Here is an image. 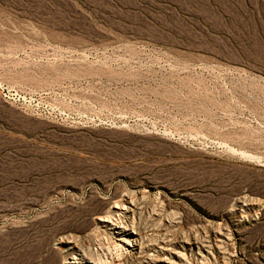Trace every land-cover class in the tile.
<instances>
[{"label": "rangeland", "instance_id": "374dc122", "mask_svg": "<svg viewBox=\"0 0 264 264\" xmlns=\"http://www.w3.org/2000/svg\"><path fill=\"white\" fill-rule=\"evenodd\" d=\"M71 256L264 264V0H0V264Z\"/></svg>", "mask_w": 264, "mask_h": 264}, {"label": "bare ground", "instance_id": "6f19581e", "mask_svg": "<svg viewBox=\"0 0 264 264\" xmlns=\"http://www.w3.org/2000/svg\"><path fill=\"white\" fill-rule=\"evenodd\" d=\"M127 202V201H126ZM116 208V212H120V213H129V212H131L132 211V208H130V207H125V206H123L122 208L120 207V208H118V207H115ZM100 219V221H102L101 220V218H99ZM106 219V218H105ZM104 219V220H105ZM103 220V222H109V221H104ZM112 226V225H111ZM116 228V227H115ZM118 228V227H117ZM127 228V227H126ZM126 228H124L123 227V229L120 231V232H118V234L120 233L121 234V242H122V244L125 246V247H127V250H124V248L122 247V246H120L122 249H123V253L124 254H128L129 256H132V255H135V257H136V254H139L140 255V252H141V244L137 241V239H136V235H134V233L132 232V230L131 231H129L128 229H126ZM63 242V241H62ZM119 246V245H118ZM143 247V246H142ZM129 248V249H128ZM166 248H167V246H165V245H163V244H161V246H158V249H159V253H164V251H167L166 250ZM75 248H74V246L72 247V246H70L69 248H68V250L69 251H73ZM82 255V254H81ZM83 256H84V254H83ZM71 257H73L72 258V260H75V261H72L70 264H85L84 262H82L83 261V259H79L80 261H77L78 259H76L74 256H71ZM84 258V257H83ZM152 258V257H151ZM85 259V258H84ZM149 261H151V259H150V256H149ZM86 262V261H85ZM87 263V262H86ZM103 263V262H102ZM112 263V262H111ZM110 263V264H111ZM87 264H89V263H87ZM103 264H109L108 262H106V263H103ZM113 264V263H112Z\"/></svg>", "mask_w": 264, "mask_h": 264}]
</instances>
